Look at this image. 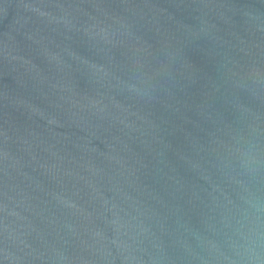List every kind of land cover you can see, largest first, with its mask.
Listing matches in <instances>:
<instances>
[{"label":"water","instance_id":"1","mask_svg":"<svg viewBox=\"0 0 264 264\" xmlns=\"http://www.w3.org/2000/svg\"><path fill=\"white\" fill-rule=\"evenodd\" d=\"M0 264H264V0H0Z\"/></svg>","mask_w":264,"mask_h":264}]
</instances>
